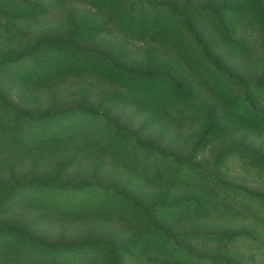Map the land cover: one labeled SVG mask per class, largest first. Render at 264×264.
<instances>
[{"label":"trees","instance_id":"trees-1","mask_svg":"<svg viewBox=\"0 0 264 264\" xmlns=\"http://www.w3.org/2000/svg\"><path fill=\"white\" fill-rule=\"evenodd\" d=\"M262 181L264 0H0V264H264Z\"/></svg>","mask_w":264,"mask_h":264},{"label":"rangeland","instance_id":"rangeland-1","mask_svg":"<svg viewBox=\"0 0 264 264\" xmlns=\"http://www.w3.org/2000/svg\"><path fill=\"white\" fill-rule=\"evenodd\" d=\"M234 177H239V176L237 174L236 175L234 174ZM239 178H241V177H239ZM246 180H247V184L254 186V187L257 186V183H255V182L259 181L257 178H246ZM261 183H262V185H264V181H262Z\"/></svg>","mask_w":264,"mask_h":264}]
</instances>
